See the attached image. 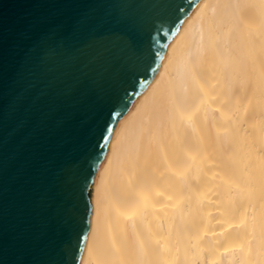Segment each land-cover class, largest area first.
Segmentation results:
<instances>
[{
    "label": "bare ground",
    "instance_id": "obj_1",
    "mask_svg": "<svg viewBox=\"0 0 264 264\" xmlns=\"http://www.w3.org/2000/svg\"><path fill=\"white\" fill-rule=\"evenodd\" d=\"M80 264H264V0H199L117 121Z\"/></svg>",
    "mask_w": 264,
    "mask_h": 264
},
{
    "label": "water",
    "instance_id": "obj_2",
    "mask_svg": "<svg viewBox=\"0 0 264 264\" xmlns=\"http://www.w3.org/2000/svg\"><path fill=\"white\" fill-rule=\"evenodd\" d=\"M199 0H0V264H80L117 121Z\"/></svg>",
    "mask_w": 264,
    "mask_h": 264
}]
</instances>
